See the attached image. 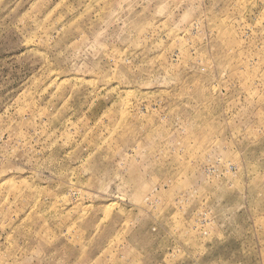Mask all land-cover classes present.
I'll list each match as a JSON object with an SVG mask.
<instances>
[{"label": "rangeland", "instance_id": "374dc122", "mask_svg": "<svg viewBox=\"0 0 264 264\" xmlns=\"http://www.w3.org/2000/svg\"><path fill=\"white\" fill-rule=\"evenodd\" d=\"M0 264H264V0H0Z\"/></svg>", "mask_w": 264, "mask_h": 264}]
</instances>
